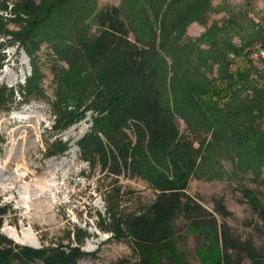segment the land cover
Listing matches in <instances>:
<instances>
[{
    "label": "rangeland",
    "instance_id": "1",
    "mask_svg": "<svg viewBox=\"0 0 264 264\" xmlns=\"http://www.w3.org/2000/svg\"><path fill=\"white\" fill-rule=\"evenodd\" d=\"M14 1L0 0L2 30L20 31L23 19L29 18L14 12ZM93 1L97 9L120 6L130 40L137 45L146 42L151 31L156 32L154 61L164 103L178 114L180 132L206 156L205 161L198 159L196 176L183 200L193 211L189 218L179 212L173 224L177 264H213L217 259L220 246L212 242L201 220H215L226 232L236 246L227 251L233 262L252 264L253 255L264 263V224L237 184L252 189L264 206V168L257 180H252L250 172L236 179L230 175L232 161L222 159L218 170L224 177L211 176L215 155L209 156L212 139L208 126H213L215 117L206 109L212 100L205 95L207 88L221 85L218 80L225 69L231 74L248 72L254 81L264 72L262 57L244 55L264 38V0H211L202 14L191 18L184 31L172 34L163 46L158 21L144 0ZM84 20L86 31L94 33L91 16ZM33 71L40 77L42 95L25 104H13L10 112L0 110V207L8 208L1 218L0 235L26 246L22 241L25 230L35 238L34 248H79L85 257L77 264H134L139 252L122 216L146 210L154 200L153 189L139 178H114L99 168L91 169L81 159L76 143L91 131L99 115L88 109L89 101H79L62 84L66 65L57 58L52 44L42 43L30 57L12 35L0 34V86L17 89ZM259 84L264 87L263 82ZM245 95L250 94L245 91L241 96ZM73 109L83 111L84 118L60 129L58 114ZM182 113L186 119L179 117ZM82 123L88 126L84 133ZM58 141L68 150L47 157L48 147ZM74 147L77 151L72 157L68 151ZM219 202L224 214L218 212ZM5 229L18 235V240L7 236ZM157 264L175 263L162 259Z\"/></svg>",
    "mask_w": 264,
    "mask_h": 264
},
{
    "label": "trees",
    "instance_id": "2",
    "mask_svg": "<svg viewBox=\"0 0 264 264\" xmlns=\"http://www.w3.org/2000/svg\"><path fill=\"white\" fill-rule=\"evenodd\" d=\"M210 1L144 0L158 21L160 45L172 34H181L189 20L202 14ZM13 4L14 12L29 18L23 19L25 24L20 31L1 27L0 34L12 35V40L24 47L30 57L42 43L52 44L57 58L66 65L62 84L79 101H89L88 109L99 115L91 131L76 143L81 159L91 169L99 168L114 178L146 181L155 193L146 210L122 216L125 230L139 252L134 264H157L162 259L177 264L173 224L179 212L189 218L193 211L183 200L196 176L198 159L205 161L206 156L180 132L178 114L164 103L158 83L160 72L154 61L156 32L151 31L148 40L137 45L130 40V29L120 6L97 9L93 0H15ZM89 15L96 27L94 33L84 27ZM260 49H264V38L244 55H258ZM34 72L17 89L0 86L1 111L10 112L13 104H25L42 95L40 77ZM257 79H250L248 72L231 74L225 69L218 80L221 85L205 91L212 100L206 109L215 117L213 126H208L212 139L209 156L215 155L211 176L218 180L224 177L223 171L218 170L222 159L232 161V178L250 172L252 180H257L262 174L264 87L259 83L264 84V72ZM245 91L250 95L242 97ZM58 116L60 129L84 118L83 111L74 109ZM179 117L187 116L182 113ZM67 150L68 146L58 141L48 147L47 157L61 156ZM237 184L242 197L264 224V206L255 192ZM217 209L224 214L221 202ZM7 212L8 208L0 207V226ZM200 223L212 242L220 246L213 264H239L227 253L236 246L215 220ZM4 242L7 245L1 246ZM83 257L79 248L34 249L13 244L0 235V264H77ZM251 258L252 264H264L253 255Z\"/></svg>",
    "mask_w": 264,
    "mask_h": 264
},
{
    "label": "bare ground",
    "instance_id": "3",
    "mask_svg": "<svg viewBox=\"0 0 264 264\" xmlns=\"http://www.w3.org/2000/svg\"><path fill=\"white\" fill-rule=\"evenodd\" d=\"M88 126H86V124L84 125L83 123L81 124V130L84 133L86 131ZM77 151V148L74 147L73 149H71L70 151H68V155H71L72 157L75 155V152ZM5 233L7 236H9L10 238L14 239V240H18V235H16L15 233H13L11 230H6L5 229ZM22 235H23V244H25L28 247H32V246H36V241L35 238L33 237V235L30 233V231H22Z\"/></svg>",
    "mask_w": 264,
    "mask_h": 264
},
{
    "label": "built area",
    "instance_id": "4",
    "mask_svg": "<svg viewBox=\"0 0 264 264\" xmlns=\"http://www.w3.org/2000/svg\"><path fill=\"white\" fill-rule=\"evenodd\" d=\"M259 51L260 52H259V54L257 56L258 57L260 56V57L264 58V49H260Z\"/></svg>",
    "mask_w": 264,
    "mask_h": 264
},
{
    "label": "water",
    "instance_id": "5",
    "mask_svg": "<svg viewBox=\"0 0 264 264\" xmlns=\"http://www.w3.org/2000/svg\"><path fill=\"white\" fill-rule=\"evenodd\" d=\"M31 247V246H30ZM32 248H34V247H32ZM34 249H37V248H34Z\"/></svg>",
    "mask_w": 264,
    "mask_h": 264
}]
</instances>
